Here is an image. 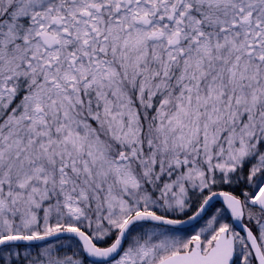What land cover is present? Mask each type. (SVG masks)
<instances>
[{
  "label": "snow or ice",
  "instance_id": "snow-or-ice-1",
  "mask_svg": "<svg viewBox=\"0 0 264 264\" xmlns=\"http://www.w3.org/2000/svg\"><path fill=\"white\" fill-rule=\"evenodd\" d=\"M0 264H264V0H0Z\"/></svg>",
  "mask_w": 264,
  "mask_h": 264
}]
</instances>
